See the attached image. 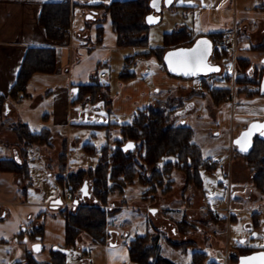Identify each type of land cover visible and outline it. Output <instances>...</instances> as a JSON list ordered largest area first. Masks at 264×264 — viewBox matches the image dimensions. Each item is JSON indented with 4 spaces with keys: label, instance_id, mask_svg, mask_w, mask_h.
<instances>
[{
    "label": "rangeland",
    "instance_id": "rangeland-1",
    "mask_svg": "<svg viewBox=\"0 0 264 264\" xmlns=\"http://www.w3.org/2000/svg\"><path fill=\"white\" fill-rule=\"evenodd\" d=\"M259 2L264 7L263 0H239V9L245 4L248 9L257 7V12L262 13L261 6L258 5ZM227 9L229 8L225 10ZM170 14L162 22L149 27V29L153 28L150 33L148 32L150 45H159L158 47H160L163 44L164 34L175 29V23L180 18L173 13ZM222 15V21L208 15L207 24L217 25L216 30L212 31H227L234 26L235 22L238 33L235 51L231 47L229 58L221 61L220 74L205 77L206 79L203 77L184 79L167 74L165 69L167 73L162 78L158 69L152 64L155 56L146 57L141 54L136 58V61L140 62L135 64L137 67L134 64L129 67V71H137V76L134 80L128 81L129 83L127 82L126 85L120 79L121 72L114 78V74L110 72L109 68H106L109 74L107 79L100 77L96 79L100 83H106L109 86L110 95L117 97L114 111L118 112L119 116L112 121H116L119 125L131 123L134 113L143 110L147 104L151 103L152 98L167 100L166 97L172 96V98L184 99V103L187 102V104L183 106V109L181 108L182 110L180 109V117L173 116L174 124L180 123L182 119L196 128L194 129L196 143L201 146L204 157L209 160L210 164L216 166L212 171H200L202 189L187 182L186 175L175 167L169 173H162L158 177L160 183L158 182L159 187L157 185L155 192H147L148 186L140 185L137 182L127 185L123 191L110 188L107 202L101 206L107 215L106 230H118L120 236L117 238L120 242L127 240L126 236L130 237L131 241L136 236L148 232L150 241L156 237L159 239L158 244L163 257L175 264H193V257L201 259L203 264H232L242 248H253L254 251L264 250V194L252 184V175L249 170L247 171L246 162L243 157L237 154L233 145L234 138L253 122L252 115L254 113L262 115L260 111H263L264 95L258 94L248 98L245 93H239V87L236 84L235 58L242 56V52H245L241 43L250 40L249 49L252 50L245 53L244 56L250 59L254 68L250 75L253 76L256 73L258 75L264 69V53L253 50V47L262 46L264 15L262 24L258 28L253 27L255 32L251 36H248V31L244 32L240 16L233 20V17L228 19L226 11ZM254 16L253 12L249 14V18H252L251 22L258 24V19ZM150 49L148 48L146 52ZM237 50L238 54H236ZM139 53L145 52L137 51L131 55ZM43 76L46 75H35L28 85L27 92L21 95L22 100L14 103L16 110L20 113V119L25 118L26 122L29 121L31 124L27 126L37 133L44 130L41 126L42 116L51 106V98L46 97L44 89L41 87V78H45ZM110 78L111 81H109ZM105 80L107 81L104 82ZM120 82L124 87H120ZM203 83L207 85L204 86ZM179 86L191 87L200 91L189 97L188 95L180 96L177 93ZM213 87L231 89L230 99L216 105L211 97ZM103 88L105 87L103 86ZM34 103L35 105H33ZM248 103L259 106L254 108V111H250L249 108L248 110L245 108L249 107L246 105ZM188 104H193V108H190L191 105ZM74 106L80 105L75 104ZM22 123L24 122L22 121ZM117 128L119 130V126ZM9 129L12 131L11 126ZM47 130L50 132V145H33L27 148L26 150L29 152L27 158L20 151L25 145L17 138L20 156L23 162L27 161L30 175L27 187L32 189V196L29 200L32 203H39L42 200H47L49 195H58L59 192L62 202L70 204L71 201L64 202L63 195L67 190H71L61 183L59 178L62 177L65 183L72 173L94 168L98 163L102 146L112 144L119 136V131L117 129L109 132L107 129H91V131L69 132L64 128L60 131V135H55L53 131ZM88 143L93 144L96 148V152L92 155L88 154L84 148ZM135 154L138 158L137 153ZM175 161L174 156L163 157L158 169L161 170L162 165L166 162ZM242 167L245 168L244 171H247V173L238 176V180L245 179L242 182L243 186L240 181H236L237 178L230 179V174L237 170L241 173ZM148 172L150 174L151 170ZM18 176L24 180L22 175ZM86 184L88 192L91 194L90 182L87 181ZM110 185L112 184L110 183ZM77 196L75 195V197ZM91 203V200L83 198L76 208H66L73 211L82 204L90 205ZM181 206L186 211L170 209V207L181 208ZM155 207L163 209H156V212L152 213L151 210ZM60 208L64 207L60 206ZM164 208L169 209L165 210ZM252 212L256 215L255 218ZM57 216L62 218L58 214ZM185 220H190L193 225L190 230L185 232L186 236L179 232V224L185 223ZM37 221L41 226H44L42 216ZM31 231L32 228H28L29 233L19 242L4 244L7 251H0V264H18L17 262L22 258L21 251L23 253V251L31 250L35 243V239L30 235ZM81 238L83 241L84 238L88 241L86 246H83L87 252L83 251L78 254L77 248L71 249L64 256V263L84 264L82 259L86 257L85 264H89V261L92 264H103L105 257L103 247L100 244L92 243L86 236ZM184 241H191L194 245L186 249L180 247L179 244ZM39 243H42V240ZM85 253H87L86 256ZM193 253L196 256H193ZM28 255L32 258L31 252L30 254L26 252L25 257L27 258Z\"/></svg>",
    "mask_w": 264,
    "mask_h": 264
},
{
    "label": "trees",
    "instance_id": "trees-1",
    "mask_svg": "<svg viewBox=\"0 0 264 264\" xmlns=\"http://www.w3.org/2000/svg\"><path fill=\"white\" fill-rule=\"evenodd\" d=\"M151 0H114L109 4L91 5L95 10L104 12V17L109 21L112 30L116 35V45L118 47H145L148 44L149 26L145 23V17L150 13ZM264 11V7L261 6ZM71 5L69 0L51 1L43 4L39 16V23L44 28L46 36L54 43L63 42L70 32ZM89 23V22H88ZM104 22H99L97 27V43L102 40ZM217 35H224V32L209 34L213 40ZM192 35L185 28L176 29L163 36L164 47L150 49L143 53L146 57L154 55L159 63L164 66L162 57L164 52L172 47L188 46L192 44ZM250 50H252L250 48ZM264 53V39L262 46L253 47ZM230 56L228 48H214L213 60L221 62ZM57 56L54 47H30L28 48L21 64L16 82L12 86L8 97L0 95V116L5 114L8 106L7 100H20L19 96L26 93L28 85L36 74H53L56 70ZM132 62L128 60L126 66L120 74V79L125 82L133 78V73L129 71ZM236 84L239 93H245L246 97L260 94V84L264 69L257 75H250L252 62L249 59L235 58ZM100 65L96 69L98 73L102 69ZM165 67V66H164ZM97 75V74H96ZM205 78V77H203ZM206 79V78H205ZM203 85H207L203 83ZM78 96L74 102L82 103L87 96L94 101L97 95L103 90L95 78L86 85L78 86ZM199 89H191L188 97L199 93ZM231 89L212 88L211 97L216 105H220L230 99ZM185 105L184 99L167 98V100H153L143 110L134 114L131 123L119 125V136L112 144H105L100 149V157L94 168L79 170L72 173L64 183L71 192L80 196L81 188L85 183L90 182L91 195L93 199L90 205H81L76 210L61 208L58 211L65 221V246L68 251L78 247V241L82 236L94 244H104L112 235L106 230L107 215L101 207L107 202V196L111 190H124L125 187L134 182L143 186H148L147 192H155L160 180L158 177L162 173H169L175 167L185 175L187 182L193 183L198 189H202L200 171H212L216 166L210 164L204 157L201 146L195 141V130L186 124H174L173 116ZM91 129H107L110 131L112 124L108 125H86ZM11 130L16 134L18 140L23 142L21 153L27 158V148L33 145H50V132L47 129L41 133H33L27 124L15 122L11 125ZM134 143L135 150L123 152L121 147L126 143ZM87 153L92 155L96 152L93 144L84 146ZM235 148V147H234ZM236 149V148H235ZM237 152V150H236ZM138 158H136V154ZM246 167L252 175V184L257 190L264 194V136L254 137L251 152L242 156ZM174 156L175 162H166L162 169L158 165L163 157ZM63 159V158H62ZM0 167L3 171L11 172L15 175H22L24 180L30 181L27 161L19 166L12 160H2ZM149 170L151 173L149 174ZM159 182V183H158ZM110 183L112 185H110ZM118 212V211H117ZM116 213V212H115ZM45 213L42 212L41 216ZM255 218V214H253ZM255 222V221H254ZM257 222V221H256ZM255 222V223H256ZM193 225L190 221L179 224V232L186 236V231ZM33 239L41 240L43 236V226L33 230L30 234ZM150 234L136 236L128 244L129 261L135 264H175L171 260L163 257L160 253L161 247L158 238L149 240ZM172 246L174 244H171ZM191 241H184L180 247L193 246ZM242 248V247H241ZM255 249H240L239 255L234 258L232 264L237 263L239 256L253 252ZM60 251L51 253L49 261L36 263L30 255L26 258L27 264H65L64 256ZM193 256H196L193 253ZM200 257V256H199ZM193 264H203L201 259L193 257Z\"/></svg>",
    "mask_w": 264,
    "mask_h": 264
},
{
    "label": "crops",
    "instance_id": "crops-1",
    "mask_svg": "<svg viewBox=\"0 0 264 264\" xmlns=\"http://www.w3.org/2000/svg\"><path fill=\"white\" fill-rule=\"evenodd\" d=\"M51 1L60 0H0V95L8 97L12 86L16 82L28 48L54 47L57 56L56 70L53 74H43L46 76L41 78V87L44 89L46 97L51 98V106L42 116L41 126H43V129H49L55 135H60V131L64 128L69 132L78 130L91 131L90 128L86 129L84 126L89 124H112L110 130H118L119 124L116 121H112L119 116L118 112L114 111L117 97L110 95L109 86L97 80L105 88L97 95L94 101H91L90 97L87 96L81 104L74 102L78 96V86L89 84L92 78L107 79L109 74L106 68H109L110 72L114 74V78H116L122 72L128 60L132 62V65L137 62L140 63L136 61V58L143 53L133 56L131 54L137 53V51L146 52L148 48H161L164 45L162 44L158 47L159 45H150L148 41L145 47H118L116 45V35L109 21L104 17V12L91 7V5L97 4L107 5L114 0H69L71 5L70 32L63 42L54 43L47 38L44 28L39 23L43 4ZM238 3L239 0H172L169 7L162 5L161 12L154 14L160 16L158 21L160 23L165 17L171 15L170 13H173L180 18L175 23V29L173 30L185 28L190 32L194 41L199 36H208L219 32L228 34L230 31L235 30L237 34L238 28L235 22L231 29L215 32L212 30H216L217 25L207 24L209 14V17L222 21V14L226 11L228 19L233 17L234 20L240 16L244 32L248 31V36H251L255 32L253 27L258 28L262 24L264 11L260 9L262 13L257 12V7L248 9L245 4L239 9ZM258 5L259 7L261 6L260 2ZM226 8L229 9L225 10ZM252 12L255 13L254 17L258 19V24L251 22L252 18H249V14ZM150 13H152V10ZM99 22H104L102 23L104 29L102 40L97 43ZM152 29L150 28L148 32L150 33ZM249 45L250 40L241 43L245 52H242V56L236 58L249 59L244 57L245 53L250 51ZM236 54H238V50ZM152 64L158 69L162 78L165 77L166 68L156 58ZM100 65L103 67L96 73V69ZM135 66L137 67V65ZM101 72L106 73L104 77L100 76ZM132 73L133 78L130 80H134L137 76V71L134 70ZM111 78L109 81L112 80ZM130 80L123 82V84L126 85ZM123 84L120 82L121 88L124 87ZM169 86L171 87V85ZM191 89L194 88L179 86L177 93L180 96H187ZM167 98H172V96ZM19 99L22 100L21 95ZM128 99L130 98L128 97ZM153 100L164 99L152 98L150 102ZM17 101L8 98L5 114L0 117V162L2 160H12L21 166L23 161L17 145V136L13 131H10L9 127L15 122L22 123L23 121L28 126L31 123L29 121L26 122L25 118L23 120L20 119V113L14 105ZM250 103L246 104L249 106L245 107L247 110L249 108L250 111H254V108L259 106ZM75 104L80 106H74ZM188 105L193 108V104ZM262 109L263 111H260L262 115L254 113L252 121L264 119V104H262ZM182 122L196 129L181 119L180 123ZM33 133H37V131L34 130ZM244 169L242 167L241 173L238 170L234 173L232 172L230 179L234 180V178H237L236 181L244 182L245 179L241 178L238 180L239 174L247 173L248 169L247 171H244ZM27 186L28 182L26 180L11 172L3 171L0 167V251H7L4 244L19 242L23 237H26L25 235L30 232H28V228L30 229L31 227L32 231L38 229L41 225L37 220L41 217V213L44 212L45 214L42 216L44 218L42 243H39L41 240H35L31 250L23 251V253L21 251L22 258L17 262L18 264H27L25 254L26 252H29V254L31 252L32 258L36 263H43L48 261L51 253L54 252L52 249L54 246L62 248L65 246V221L57 216L61 208L52 205L56 200L62 198H60V193L58 192V195H49L47 200L32 203L29 200L32 196V189ZM37 191L40 193L38 188ZM85 199L92 200L89 197H85ZM149 208L151 207L149 206ZM155 209L160 210L163 208L155 207ZM164 209L168 210L169 208ZM170 209L186 211L183 206L181 208L170 207ZM188 210L190 211V209ZM109 231L112 235L104 244H100L105 251L103 264H135L130 262L128 258V244L131 238L126 236L127 240L120 242L117 238L120 236L119 231L116 229ZM173 232H175V229H173ZM87 243L88 241L85 238L84 241L80 238L77 247L78 254L83 251L87 252V250L83 249V246H86ZM34 246H37L38 249L34 250ZM43 250L44 252H41ZM86 254L84 255L86 256ZM82 260L85 263L87 262L86 257ZM89 264H92L91 261H89Z\"/></svg>",
    "mask_w": 264,
    "mask_h": 264
},
{
    "label": "water",
    "instance_id": "water-1",
    "mask_svg": "<svg viewBox=\"0 0 264 264\" xmlns=\"http://www.w3.org/2000/svg\"><path fill=\"white\" fill-rule=\"evenodd\" d=\"M171 3L172 0H151L150 8L152 10V13L148 14L145 17V23L148 26L158 23V21L160 20V16H156L154 13L159 14L162 10V5H164L165 7H169ZM202 41L206 43H201ZM193 49H197V54L203 56L202 66L195 72V74H185L187 70L177 67L174 63L176 59V54H191ZM213 55L214 47L212 39L207 35H203L194 39L192 44L188 46H178L167 49L163 54L162 60L169 75L184 79H190L198 77H207L220 73L221 66L212 62ZM260 95H264V75L262 76L260 84ZM181 124H184V122H182ZM256 125H264V119L254 120L253 122H251L233 140L234 147L236 148L237 152L242 156H246L251 152L254 143V137L264 136L261 134L262 132H264V128L254 127ZM130 144L132 145L131 148L128 147V145ZM121 150L123 152H132L135 150V144L128 142L121 147ZM85 197L93 199V196L88 192V185L86 183L81 188V196L76 198L74 202L75 205H78L81 200ZM62 203V200L58 199L54 203H52V205L54 207H60ZM151 212L155 213L156 209L151 210ZM37 249V246H34V250ZM52 249L53 251H60L64 254H68L69 252L67 249L59 246H54ZM262 257H264V250L253 251L249 254L239 256L238 261L235 264H264V259H262Z\"/></svg>",
    "mask_w": 264,
    "mask_h": 264
},
{
    "label": "snow or ice",
    "instance_id": "snow-or-ice-1",
    "mask_svg": "<svg viewBox=\"0 0 264 264\" xmlns=\"http://www.w3.org/2000/svg\"><path fill=\"white\" fill-rule=\"evenodd\" d=\"M206 43V42H201ZM197 49H193L191 54H176V59L174 61L175 65L179 68L186 69L185 74H195V72L202 66L203 56L197 54ZM171 55V54H170ZM254 127L264 128V125H256ZM264 135V132L261 133ZM239 143V141H238ZM129 148L132 145H128ZM244 150V149H241ZM264 259V257H262Z\"/></svg>",
    "mask_w": 264,
    "mask_h": 264
},
{
    "label": "built area",
    "instance_id": "built-area-1",
    "mask_svg": "<svg viewBox=\"0 0 264 264\" xmlns=\"http://www.w3.org/2000/svg\"><path fill=\"white\" fill-rule=\"evenodd\" d=\"M236 31H230L228 34H224V35H217L214 37L213 41V46L216 48H233V50L235 51V46H236ZM106 73L101 72L100 76L104 77ZM75 196L71 191H66L64 193V202H70V204H65L63 203V207H72V208H76V205L74 204L73 200H74Z\"/></svg>",
    "mask_w": 264,
    "mask_h": 264
},
{
    "label": "flooded vegetation",
    "instance_id": "flooded-vegetation-1",
    "mask_svg": "<svg viewBox=\"0 0 264 264\" xmlns=\"http://www.w3.org/2000/svg\"><path fill=\"white\" fill-rule=\"evenodd\" d=\"M263 2H264V0H263ZM212 62H213L214 64H219V65L221 66V62L218 63V62L214 61L213 58H212ZM221 70H222V67H221ZM252 71H253V69L251 70L250 74H252ZM220 73H221V71H220ZM220 73H217V74H215V75H218V74H220ZM215 75H211V76H215ZM207 77H209V76H207ZM182 109H183V108H182ZM182 109H181V110H182ZM181 110H178V112H176L175 116L180 115ZM179 117H180V116H179ZM184 124H185V122H184ZM252 215H253V212H252ZM263 230H264V228H263Z\"/></svg>",
    "mask_w": 264,
    "mask_h": 264
}]
</instances>
